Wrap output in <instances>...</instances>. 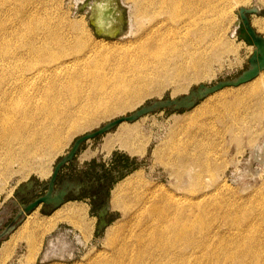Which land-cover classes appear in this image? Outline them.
<instances>
[{
    "label": "rangeland",
    "instance_id": "1",
    "mask_svg": "<svg viewBox=\"0 0 264 264\" xmlns=\"http://www.w3.org/2000/svg\"><path fill=\"white\" fill-rule=\"evenodd\" d=\"M98 1L100 0H38V24L41 27L43 24H49L51 30L54 29L55 38L65 41V44L71 46L70 49H74L75 43L81 42L87 50V44L100 41L99 43L105 44L104 49L112 50L113 48L114 50L115 43L121 44L132 40L135 23L132 22L133 14L131 13L135 9L144 10L142 7L144 4H140L138 0L139 5L134 0H110L108 15L117 16L120 26L115 36L109 37L97 34L94 21L90 20L92 7ZM23 2L26 6L28 0ZM204 2L208 7L207 13L211 16V25L209 21L208 33L202 32L204 36L198 40V48L196 47L197 50L195 49L192 56L196 62L192 58L189 59L184 74H176L173 70L168 72L164 75L166 84L159 92H151L131 106L105 112L104 116L99 114L100 116H95L88 123L84 120L89 119L92 112L94 113L97 109L100 111L102 109L100 105L106 98L104 95L96 98L92 92H85L76 99V102L74 101L75 103L72 101L68 103L70 109L65 118L68 121H64L65 125L61 130L62 142L60 141L54 147L46 143L36 144L34 150L35 146L31 148L27 144L30 149L16 143L12 151L0 149V155L2 154L0 165L3 163L2 167L0 166V230L19 209L48 192L55 165L67 155L78 137L156 101L180 100L181 97L189 95L192 90L195 91L199 85L210 87L219 81L233 80L250 67L249 58L253 54V47H250L240 36L239 11L241 8L254 9L246 13L250 25L254 16L261 18L264 23V0H204ZM1 5L0 0V7ZM255 32L264 37V31L255 30ZM198 53L202 56L205 53V55L202 57ZM192 62H195L198 70L206 69L207 73L201 78L190 80L188 74L192 71ZM259 82L254 78L237 86L223 87L204 97L196 98L194 105L190 107H176L175 104L156 107L133 121H123L105 133L83 141L74 156L59 167L57 181L52 183L51 196L55 192H62V201L57 205L53 201L41 203L15 222L12 229L0 239V264H86L95 254L110 251V245L106 240L107 227L118 225L119 221V224H124L133 218L136 208L139 207L134 197L138 193L142 194L143 200L146 202L148 200L147 206L153 204V201L158 202L157 198L167 194L170 200L175 199L181 203L179 206L191 207L194 212H197L196 217L201 216L197 219L195 216L191 217V223L186 219L188 223L196 225H191L194 232L187 230L188 234L183 236L182 243L192 235L201 243V246L192 249V252L190 248L183 250L182 257L185 261L195 260L198 254L200 258L197 259V264L199 262L200 264H236V259L243 257L244 260L253 262L254 259L245 255L249 242L253 240L248 235L255 228L264 232V94L262 90H256L261 87ZM93 107H96V110ZM71 118L77 119V122L83 125L80 124L81 126L77 129L68 127L67 124L72 120ZM123 127H129L137 133L138 137L146 141L142 153L131 154L119 147L116 142L109 150L104 147L106 139L109 136L121 134ZM170 141H173L174 145L177 144L178 148L170 144ZM168 145L172 146V151ZM37 147H40L39 150ZM27 151L31 154H24ZM46 151H48L47 154ZM253 152L256 155H253ZM167 154L170 156L169 159L166 157ZM5 155L6 157L1 158ZM25 157H28L27 160ZM125 157L128 159L126 160ZM3 166L4 169H2ZM38 166L40 169L49 171V174L40 176ZM121 174H123L122 177H120ZM126 178H130L129 180L135 183L133 185L129 180L124 182L122 191L128 194L121 192L119 204L112 206L111 190ZM144 188L147 191L143 190ZM135 189L136 191H133ZM122 199L123 203H121ZM65 200L83 204L85 211L80 220L81 226H75L67 220L59 221L51 231L42 236L41 246L32 260L26 259V244L22 240L12 247L10 254L3 258V245L16 235L26 220L51 215ZM130 202L132 205L129 204ZM186 220L183 221L184 225L189 227L190 224H187ZM88 223H92L90 233L82 228ZM124 226L119 228L115 237L126 232L128 227L126 224ZM232 230L236 233L232 234L234 232ZM243 238L245 241L242 240ZM261 238H264V235ZM215 254L218 258L217 256L215 258ZM214 260L217 263H214Z\"/></svg>",
    "mask_w": 264,
    "mask_h": 264
},
{
    "label": "bare ground",
    "instance_id": "2",
    "mask_svg": "<svg viewBox=\"0 0 264 264\" xmlns=\"http://www.w3.org/2000/svg\"><path fill=\"white\" fill-rule=\"evenodd\" d=\"M134 1L137 2V0ZM138 2L140 4H144L142 5V7H144V10L140 11L138 9H135L134 12L131 13V15L133 14L132 22L134 21L135 23V30L133 29L134 31L132 32V40H128L127 42L121 44L115 43L114 50L113 48L112 50L104 49L105 44L99 43L100 41L91 43L89 45L87 44L86 50L84 49L85 45L77 41L78 43H75L74 49L72 48V50L70 49L71 46L65 44V41H61L60 38L59 40L55 38V34L53 33L54 29L51 30L52 28L49 27V24H43L42 27L38 24V0H28L26 6L24 5L25 3L23 2V0H1V150H5L8 152L13 149V145L15 143L22 147L29 144L31 148L36 144L40 145L42 143H46L48 145H51L52 147L56 146L62 138L61 130L63 129V125H65L64 121H66L65 118L68 110L70 109L68 103L71 101L76 102V99L85 92H92V94L96 95V98L99 95H104V97L106 98L100 105L102 107L100 111L98 109L96 110V107H93L96 111H94V113L91 111L92 116L90 115L89 119L85 117L86 119L84 120V122L88 123L99 114H103L104 116L105 112H111L123 107L131 106L151 92H159L166 84V78L164 77V75H167L168 72L173 70L176 74L179 75L185 73L188 60L192 58L198 48V40L202 39L204 36L202 32L207 34L208 28L211 25V16L207 13L208 7L205 4L206 1L138 0ZM138 2L137 5H139ZM109 3V0H102V2L97 3L94 12L97 23H99L105 31H112L113 29V21L110 20V15H108ZM251 26L258 32L264 31L263 20L259 17L254 16L251 19ZM95 27L98 30L96 24ZM100 32L115 34L112 32ZM66 36H68V34ZM66 38L67 37H65V39ZM72 41L73 39L71 40V42ZM250 47L252 46L250 45ZM207 51L209 50L207 49ZM72 52H77V54H72ZM198 54L197 56H199ZM200 55L202 56V54ZM197 60L200 61L201 59ZM195 62L191 63L192 71L188 74L190 80L201 78L207 73V71H205L206 69L204 71L198 70L196 68ZM208 62H206V64ZM263 70L264 69L260 70L254 78L255 80L258 79L260 81L259 83L261 86V89L258 87L256 88V90H262V93L264 94ZM150 84L152 85L149 86ZM259 97L261 98V96ZM87 104L88 103H86V107H88ZM256 105L258 106V104ZM79 107L80 106H78V108ZM69 113L72 112L69 111ZM84 114L85 113H83V115ZM80 116L82 117V115ZM81 119L78 120L81 121ZM80 124L81 122L78 123L77 119H72L68 122L67 126L73 129H77L78 127L83 125ZM73 129L70 130L72 131ZM115 142L119 145V147L123 148L131 154L142 153L146 144V141H144V139H142L141 137H138L137 133H135L129 127H123L121 134L119 133L116 136H109L104 143V147L109 150L115 144ZM172 142L170 144H173ZM60 144L62 145V143ZM174 146H177V144ZM39 148L40 147H37L38 150ZM169 148H171V151L173 150L172 146H169ZM34 149H36V146L33 148V150ZM24 150H22V152ZM176 150L177 149H175V151ZM48 151H46V154ZM30 152L27 151L26 153L24 152V154H29ZM254 152L253 155L255 154ZM167 155L168 156L166 157H168L169 159L170 156L169 154ZM3 157H6V155L2 156L1 158ZM4 164L7 165L8 163ZM1 165H3V163ZM39 166L38 174L40 176H47L49 174V171H46V169L43 168L40 169ZM204 166L205 165H203V167ZM2 169H4V166ZM27 173L29 172L27 171ZM129 179L130 178H126L125 181L118 183L111 190L110 203L112 206H117L119 204L120 194L121 192H124L122 191V185ZM131 183H133L134 185L135 182ZM143 190L146 189L144 188ZM143 190L141 192H143ZM133 191H136V189ZM138 194L134 197H136L137 201L135 200V203H138L139 207L136 208L137 210L136 212H134L132 219L129 218L130 220H127V222L125 221L126 219L124 220L126 222L124 224H126V226L128 227L126 232L122 233L118 237H115L119 228H122V226H124V224H119L120 221L118 222V225L108 226L106 231V240L108 242V245H110V251L107 253L100 252L95 254L92 259H90L89 261L87 260L88 262L86 264H197V259L200 258L198 254V257H193L195 258V260H188L187 262L182 257L183 250L190 248L192 252V249L200 247L201 243H199L195 237H192V235L191 237L188 236L187 240H185L183 243L181 241L182 238H184L183 236L185 234H188L187 230L194 232V228L191 227V225L194 226L196 224H190L192 222L190 221V218L194 217L196 215L195 213L197 212H194L191 207L183 208L179 206V204L181 203H178L175 199L173 201L170 200L171 198H167V194L165 196L161 195L159 199L157 198V200H159L158 202L153 201V204H149V206H147L148 200L146 202L145 200H143L142 194ZM147 197L149 198V196ZM144 198H146V196ZM151 199L152 198H150V200ZM192 199L193 198H191V200ZM122 201L123 199L121 200V203H123ZM129 204L132 205V202H130ZM82 205L81 203L79 204L75 202H67L53 211L51 215H48L45 218L34 217L26 220L25 223L21 225L16 235H14L11 240L7 241L3 245V258L10 254V252H12V247L22 240L26 244L25 257L27 260H32L41 246L42 236L46 232L51 231L57 222L67 220L75 226H81L80 220L82 214L85 211ZM185 209L187 210L185 211ZM131 214H133V212ZM126 218H128V216ZM197 218H201V216L196 217V219ZM186 219L190 221V223H188ZM185 220L187 221V224H190L189 227H186L184 225L183 221ZM124 221L121 222L123 223ZM91 224L92 223H88L85 227L82 228L90 233ZM255 226L257 227V225ZM261 231V229L258 230L255 228L253 232L249 233V238L253 240L249 242V248L246 250V252L243 251L245 252V255L247 257L251 258L252 260L254 259L253 262L246 261L243 259V257L237 258L235 261L236 264H264V238H261L264 235V232L262 233ZM233 233L236 232L234 231L232 232V234ZM242 234H244V232ZM242 240L245 241L244 238ZM205 245H207L206 242ZM218 250L217 252H219L221 249L219 251ZM232 250L233 248L231 249V251ZM227 254L228 253L226 252V255ZM226 255H224V257ZM216 256L217 255L215 254V258ZM214 261V263H217L216 260Z\"/></svg>",
    "mask_w": 264,
    "mask_h": 264
},
{
    "label": "water",
    "instance_id": "3",
    "mask_svg": "<svg viewBox=\"0 0 264 264\" xmlns=\"http://www.w3.org/2000/svg\"><path fill=\"white\" fill-rule=\"evenodd\" d=\"M249 11H254V9L247 10L244 8H241L239 11L240 21L238 22V28L240 31V36L243 37L246 43L251 45L253 47V54L249 58V64L250 67L241 73L237 78L233 80H224L219 81L215 85L207 87L205 85H199L198 88L194 91L192 90L189 95L181 97L180 100H166V101H156L148 106H143L140 109L136 110L134 113L127 115V116H121L117 119H114L112 121H109L105 123L104 125L100 126L98 129L86 133L80 137H78L71 149L68 151L67 155H65L60 161L57 162L55 165L51 178H50V184H49V190L48 192L35 199L28 205H26L23 210H21L15 217L14 220H16L19 216L30 213L33 209H35L39 204L46 203L49 201H53L56 205L62 201V192L57 193L55 196H51V189H52V183L55 179V176L57 175V172L59 170V167L67 160L71 159L78 146L85 140L94 138L98 135H101L105 133L106 131L110 130L111 128L115 127L119 123L123 121H133L139 116H141L144 113H147L148 111H151L155 109L156 107L166 106L175 104L176 107H190L194 105L196 98L204 97L210 93H213L219 89H222L226 86H237L242 83H245L251 79H253L260 70L264 69V37L258 35L255 30L250 25V22L246 16V13ZM91 20V18H90ZM95 26V24H94ZM95 32L99 35H106L109 37L115 36V34H108V33H102L98 31L95 27ZM12 229L11 226H8L1 234L0 238L7 234Z\"/></svg>",
    "mask_w": 264,
    "mask_h": 264
},
{
    "label": "flooded vegetation",
    "instance_id": "4",
    "mask_svg": "<svg viewBox=\"0 0 264 264\" xmlns=\"http://www.w3.org/2000/svg\"><path fill=\"white\" fill-rule=\"evenodd\" d=\"M99 2H102V0H100V1H98V2H96V4L95 5H93V7H92V12H91V15H90V17L92 18V20L94 21V23L97 25V28H98V30H100V31H103V32H112V33H116V31L119 29V26H120V23H119V18L117 17V16H115V17H110V20H112L113 21V29H112V31H105V30H103V28H102V26L99 24V23H97V21H96V18H95V14H94V12H95V8H96V5H97V3H99ZM109 2H110V0H109ZM114 11V10H113ZM114 13V12H113ZM51 178V177H50ZM54 181L56 182L57 181V175L55 176V179H54ZM57 193L55 192L54 193V195H52V196H55ZM32 202V201H31ZM31 202H29V203H31ZM67 202H69V201H64V203L63 204H65V203H67ZM28 203V204H29ZM28 204H26V205H28ZM62 204V205H63ZM25 205V206H26ZM61 205V206H62ZM24 206V207H25ZM23 207V208H24ZM60 207V206H59ZM58 207V208H59ZM23 208L22 209H19L16 213H15V215L12 217V219L6 224V226H4L3 227V229L2 230H0V234L8 227V226H11V227H13L14 226V224H15V222L19 219V218H21L22 216H24V215H21V216H19L16 220H14L15 219V217H16V215L21 211V210H23ZM57 208V209H58ZM56 210V209H55ZM54 210V211H55ZM3 237V236H2ZM1 237V238H2ZM0 238V239H1Z\"/></svg>",
    "mask_w": 264,
    "mask_h": 264
},
{
    "label": "trees",
    "instance_id": "5",
    "mask_svg": "<svg viewBox=\"0 0 264 264\" xmlns=\"http://www.w3.org/2000/svg\"><path fill=\"white\" fill-rule=\"evenodd\" d=\"M125 158H126V160L128 159V157H125ZM122 175H123V174H121L120 177H122Z\"/></svg>",
    "mask_w": 264,
    "mask_h": 264
}]
</instances>
